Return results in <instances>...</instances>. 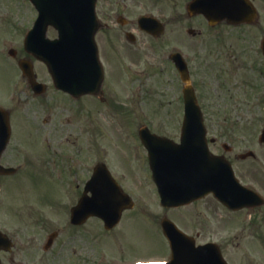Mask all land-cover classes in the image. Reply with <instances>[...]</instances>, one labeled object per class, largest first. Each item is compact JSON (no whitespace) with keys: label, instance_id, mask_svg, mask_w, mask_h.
Listing matches in <instances>:
<instances>
[{"label":"flooded vegetation","instance_id":"obj_1","mask_svg":"<svg viewBox=\"0 0 264 264\" xmlns=\"http://www.w3.org/2000/svg\"><path fill=\"white\" fill-rule=\"evenodd\" d=\"M40 1L43 3L44 0ZM192 1L98 0L97 15L104 24L97 35L105 64L103 95L73 97L55 85L47 66L35 55L43 49L42 45L46 38L52 39L57 36L56 31L52 27L40 26L34 34L31 50L26 48V38L35 29L40 16V9L37 8L35 1L0 0V230L10 242V245L6 247L10 248L8 250L5 249L3 242L1 244V264H48L52 239L55 243L61 234L59 231L52 237L50 218L44 210H41V204L35 209V207L31 208L32 205L24 198H22V204L18 202L16 195L19 192L26 191L34 195L32 189H22L20 182H24L30 188L42 183L48 189L43 193L37 191L35 193L39 198L44 196L43 204L48 206L49 198L54 193L64 213H71L72 208L84 195L85 183L92 178L100 163L107 165L113 178L123 188L124 182L138 179L132 174L136 169L141 173V177L147 179L151 176L148 170L147 152L139 140V134V148L142 155L138 151L135 152L136 155L130 152L126 162H120L117 166L113 163L110 165L101 162L97 153L92 154L96 159L89 155L90 158L86 157L83 153L84 146L90 147L95 152L96 146L99 145L100 135H102L99 119L101 113L114 115L118 110L121 114L123 110L120 102L121 95L124 90H127L122 79L127 77V83H129L128 80L133 79L130 78V74L135 77L134 80L140 81L143 77H160V71L163 70L161 65H169L175 74L174 82L178 100L183 98L184 84L169 55L163 63L155 61V64H149V66L131 61L132 49H134L132 46L138 43V36H132L133 42H131L128 34L137 31L136 23L140 17L153 16L159 22L166 24L181 23L186 20L189 24L187 33L191 29L195 30L189 35L197 39L222 26L239 30L247 27L262 29L261 21L255 25L236 27L223 22L216 27H210L203 15H189L182 11V8L188 7ZM263 1L251 0L258 10L259 4ZM131 5H141L144 11L137 14L138 11L132 10ZM195 26L203 29L192 28ZM138 34L141 32L138 31ZM163 37L164 35L157 39L151 38L160 41ZM261 44L259 40L257 46L254 44L250 48H244L243 37L237 36L236 45L227 52L229 56L226 63L224 59L225 70L227 66L236 75L234 78L237 84L236 89L240 93L242 102L246 100L253 102L252 113L254 114L264 113V53ZM134 50L140 51L138 48ZM185 57L191 75L194 76L193 65L198 57L195 52L185 54ZM158 59L162 61V58ZM137 86L140 88L139 85ZM174 88L175 86L173 90ZM101 107L117 109L110 112L102 110ZM213 112V115L217 116V112L214 110ZM226 113L225 111L224 114L227 115ZM219 114L222 115L223 112ZM140 128L141 126L137 128L138 133ZM125 130L123 141L127 140V136L132 138L131 129ZM221 135H215L214 138L209 136L212 151L225 155L233 164L237 162L236 173L241 183L264 197V144L257 143L256 139L253 142L252 136L251 139L242 141L237 138L234 145L224 147L222 140L223 137L227 139L228 135L224 132ZM248 152H254L255 157L241 160L240 156ZM130 156L136 158L131 162ZM61 182L72 184L81 182L82 185L74 186L72 192H69L67 184L60 187ZM50 183L58 184L59 190L53 191ZM136 205L139 208L137 202ZM222 208L226 212L227 222L224 219V223L227 225L243 221L240 222L243 224V231L236 238L242 240L245 245L264 247V205H256L237 212L228 210L223 205ZM208 212L211 213L207 210L204 213L205 217ZM66 226L77 232L82 228L69 224ZM62 234L67 235L65 228L62 229ZM195 236H197V243L198 240L203 239L201 229ZM221 248L223 249L222 245Z\"/></svg>","mask_w":264,"mask_h":264},{"label":"rangeland","instance_id":"obj_2","mask_svg":"<svg viewBox=\"0 0 264 264\" xmlns=\"http://www.w3.org/2000/svg\"><path fill=\"white\" fill-rule=\"evenodd\" d=\"M259 5L262 22L261 30L254 27L239 30L222 26L218 31H211L210 34L195 39L187 35L189 24L188 21L183 20L181 23H168L167 33L160 41L153 40L147 34L137 33L139 35L138 43L132 46V48H138L140 51L135 52L132 49L133 56L131 61L141 62V64H147V66L155 64V61L163 63L166 57L165 54L172 52L175 48L180 51L183 50L188 55L195 52L198 59L194 64L196 70V72L194 70V79L199 88H202L199 89V93L204 98V103L202 104L205 107L207 124L210 128H213L211 133L214 135L219 136V131L228 132L231 142H234L237 137L240 141L249 140L254 134L260 132L259 127L264 123V118L253 120L251 111L248 114L246 113L247 110L252 109L250 106H243L241 102L242 98L236 89L237 84L234 79L236 75L226 65V70L224 67V59L226 63L229 56L227 52L236 45L237 36L243 37L244 48H250L254 44L257 46L258 41L262 40L264 36V1ZM131 9L135 12L138 11L137 14L144 11L141 5H131ZM210 39H212L211 44ZM159 57L162 58V61H159ZM143 65L142 68L144 67ZM161 67L163 70L160 71V77H143L140 81L139 79L134 80L135 77L130 74V78L132 77L133 79L132 81L131 79L128 80L129 83H127V77L122 79V83L127 87V90L122 93L120 100L123 110L120 114L116 110L117 108L110 110L101 107L105 111H116L114 115L101 113L103 117L100 115L99 119L100 133L102 132V135H100L99 145L98 147L96 146L95 152L90 147L84 146L83 153L86 157L97 153L100 161L110 165L113 163L114 166H117L120 162H126V157L129 158L130 152L133 153L136 150L142 155L139 141H135L130 136H127L126 141L122 140L125 129L130 128V131L133 132L131 136H134L137 128L141 125H147L155 132H161L163 135L178 137L182 121V106L176 95L174 82L176 78L169 65H161ZM133 69L137 68L133 67ZM227 104L229 110L233 111V115L227 119L211 116L213 110L223 111ZM235 106L237 108H234ZM241 106H243L242 109ZM252 121L254 122L253 125L256 126H252ZM255 129V133L252 132ZM92 157L96 159L94 155ZM133 160L134 158L131 156V161ZM132 174L136 175L138 179L126 181L123 185L138 201L139 208L137 207L135 211L126 215L123 224L120 226L122 228L124 225L122 231L120 234L118 233L120 235L119 240L116 242L110 238V235L117 236L119 230L117 229L109 235L104 230L103 224L97 219L90 220L78 232H71L69 227L66 226V224H69V215L66 212L64 213L60 202H58L59 199L56 195H53L54 193L49 198V205L46 206L43 204L44 196L42 195L39 198L35 193L36 191L45 192L48 189L46 186L41 183L36 187L30 188L24 182L19 183L22 189H32L34 195L28 194L29 192L26 191L25 193L19 192L16 195V198L19 199L18 202L22 204V198H24L32 205L31 208L35 207V209L41 204V210H44L50 218V230L59 229L62 232V229L65 228L66 233L68 232L52 249L48 264H113V262H119L116 258L126 260H162L167 258L169 254L168 244L160 232V220L164 214H167L183 230L190 234H195L201 229L204 235L202 241H217L221 239L224 246H226L227 243L229 244L235 238V234L241 232L242 224L227 225V223H224L223 218L227 222L224 212L210 199L186 208L166 212L160 205L156 187L151 178L141 177L138 169ZM65 184H67V191L69 192H72L74 186L82 185L81 182L73 184L61 182L60 187ZM50 186L53 191L59 190V185L56 183H50ZM27 195L29 197H26ZM207 210L211 213L208 212L207 217H205L204 213ZM139 212L144 213L149 219L139 215H135L132 218L134 214ZM97 234L100 238L97 237ZM231 247V245L228 247L229 255L233 254ZM239 250H245V245L240 246ZM236 252L239 251L236 249Z\"/></svg>","mask_w":264,"mask_h":264},{"label":"water","instance_id":"obj_3","mask_svg":"<svg viewBox=\"0 0 264 264\" xmlns=\"http://www.w3.org/2000/svg\"><path fill=\"white\" fill-rule=\"evenodd\" d=\"M46 6L47 13L55 17L49 23L58 29L60 36L59 39L52 41L53 52L46 55V61L57 84L73 95H78L80 92L98 93L103 82V69L95 42V35L100 27L95 13V0L91 4L86 0H59L54 3L50 0ZM247 15H251L250 12ZM246 19L245 16L243 20ZM184 81L188 82V78L184 77ZM185 104L187 114L182 145L178 148L170 147L178 153L169 162L170 169L162 168L163 174L159 170V174L155 175L163 204L167 207L180 206L212 191L219 199H232L234 206L230 205L231 207H243L245 199L242 188L232 173L230 174V165L208 155L207 144L202 135L204 130L200 108L189 82L185 90ZM141 136L151 154L157 151L156 146L160 145H156L155 137L148 130L144 129ZM195 136L202 137L204 141L194 139ZM193 142L198 143L200 150L205 147L207 152L202 153L207 157V163L201 166L206 173L204 175L194 168L191 161V153L195 151ZM163 147L167 145L163 144ZM205 181L208 182L206 188H204ZM99 186L102 184L99 183ZM115 199L119 198L115 197ZM117 205L118 202L115 205L117 213H113V221L118 220L122 210ZM107 217L111 216L107 215ZM164 227L168 237L174 241V233L177 232L175 226L165 221Z\"/></svg>","mask_w":264,"mask_h":264}]
</instances>
